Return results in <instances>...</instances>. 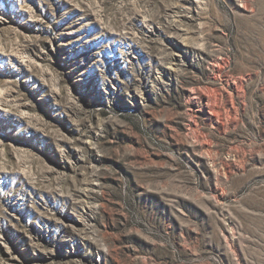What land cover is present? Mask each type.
Wrapping results in <instances>:
<instances>
[{
    "label": "rangeland",
    "instance_id": "1",
    "mask_svg": "<svg viewBox=\"0 0 264 264\" xmlns=\"http://www.w3.org/2000/svg\"><path fill=\"white\" fill-rule=\"evenodd\" d=\"M0 264H264V0H0Z\"/></svg>",
    "mask_w": 264,
    "mask_h": 264
}]
</instances>
